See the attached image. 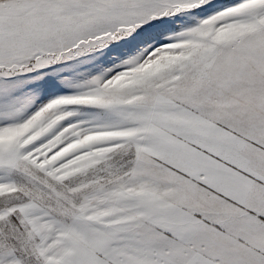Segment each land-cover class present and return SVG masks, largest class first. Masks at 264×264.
I'll use <instances>...</instances> for the list:
<instances>
[{"label":"snow or ice","instance_id":"6c2138e0","mask_svg":"<svg viewBox=\"0 0 264 264\" xmlns=\"http://www.w3.org/2000/svg\"><path fill=\"white\" fill-rule=\"evenodd\" d=\"M0 264H264V0H0Z\"/></svg>","mask_w":264,"mask_h":264},{"label":"rangeland","instance_id":"374dc122","mask_svg":"<svg viewBox=\"0 0 264 264\" xmlns=\"http://www.w3.org/2000/svg\"><path fill=\"white\" fill-rule=\"evenodd\" d=\"M70 73L72 74H76L78 72V70H68Z\"/></svg>","mask_w":264,"mask_h":264}]
</instances>
